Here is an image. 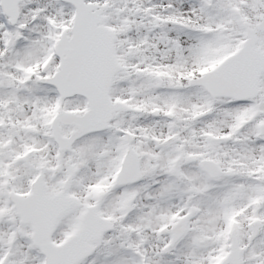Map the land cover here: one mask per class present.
Masks as SVG:
<instances>
[{
    "label": "snow or ice",
    "instance_id": "6c2138e0",
    "mask_svg": "<svg viewBox=\"0 0 264 264\" xmlns=\"http://www.w3.org/2000/svg\"><path fill=\"white\" fill-rule=\"evenodd\" d=\"M0 264H264V0H0Z\"/></svg>",
    "mask_w": 264,
    "mask_h": 264
}]
</instances>
